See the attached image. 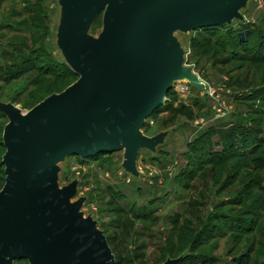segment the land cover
<instances>
[{
  "label": "rangeland",
  "instance_id": "rangeland-1",
  "mask_svg": "<svg viewBox=\"0 0 264 264\" xmlns=\"http://www.w3.org/2000/svg\"><path fill=\"white\" fill-rule=\"evenodd\" d=\"M242 13L213 32L176 33L206 88L177 82L147 119L146 135H168L140 151L138 175L124 168L123 150L60 164V184L79 181L76 199L86 198L116 264H264V0ZM60 19L59 0H0V101L30 110L77 80L61 66ZM27 63L31 71L13 77ZM7 123L0 113V141ZM236 125L263 141L256 154L225 143ZM5 152L0 144V168Z\"/></svg>",
  "mask_w": 264,
  "mask_h": 264
},
{
  "label": "water",
  "instance_id": "water-1",
  "mask_svg": "<svg viewBox=\"0 0 264 264\" xmlns=\"http://www.w3.org/2000/svg\"><path fill=\"white\" fill-rule=\"evenodd\" d=\"M249 0H59L58 47L79 77L30 110L0 101L5 184L0 191V264H116L107 236L79 181L60 184V164L124 151L123 166L138 175L142 149L156 151L167 131L142 128L178 78L206 83L185 64L176 35L243 20ZM102 16L97 35L91 31ZM169 258L162 264H179Z\"/></svg>",
  "mask_w": 264,
  "mask_h": 264
},
{
  "label": "trees",
  "instance_id": "trees-1",
  "mask_svg": "<svg viewBox=\"0 0 264 264\" xmlns=\"http://www.w3.org/2000/svg\"><path fill=\"white\" fill-rule=\"evenodd\" d=\"M99 22L102 23V16L97 21V23H99ZM226 26L227 25H224V26L204 27V28L197 29V31L198 30H201V29H204L206 31L213 32L215 29H218L219 27H226ZM262 49L263 48L261 46L260 50H262ZM31 64L32 63H27L26 66L24 68H22V70L19 71L16 76H13V77H18V76H22V75L28 74L31 71V69H32ZM61 66H62V68L65 69V71L67 72V74H71L73 76H76L77 79H78L79 76L76 73H74L69 68V66L67 64H62L61 63ZM12 79L13 78L8 79V80L11 81ZM170 93H171V91H170ZM0 113H1L2 116H5L6 117V115L3 112L0 111ZM262 142L263 141H260L257 138V136L255 135L254 131H252L251 128H249V127H243V126H240V125H236V126L232 127V129L230 130V132L227 134V138L225 139V143H227L228 145H230L233 148L234 151L239 152V154H241V155H243L245 157L248 156V155L251 156L253 154H256L258 152V150H259L258 148L262 145L261 144ZM225 143L223 141V144H225ZM0 144H1V146H3L5 148V146L3 144V138L0 141ZM223 144L221 143V144H216V145H223ZM252 147H254L255 149H253L251 152H248L250 149H252ZM5 150H6V148H5ZM101 154H103V153H101ZM98 156L99 155H95V157H93V158H97ZM0 172H1V174H3V179H4V182H5V176H6L5 175V165L2 163V161H1Z\"/></svg>",
  "mask_w": 264,
  "mask_h": 264
},
{
  "label": "bare ground",
  "instance_id": "bare-ground-1",
  "mask_svg": "<svg viewBox=\"0 0 264 264\" xmlns=\"http://www.w3.org/2000/svg\"><path fill=\"white\" fill-rule=\"evenodd\" d=\"M178 81L185 82L186 80H185V78H184V77H180V78H178Z\"/></svg>",
  "mask_w": 264,
  "mask_h": 264
}]
</instances>
